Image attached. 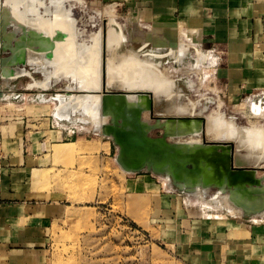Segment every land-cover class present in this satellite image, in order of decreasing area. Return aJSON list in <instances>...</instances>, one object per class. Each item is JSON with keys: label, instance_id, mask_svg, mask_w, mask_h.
Returning <instances> with one entry per match:
<instances>
[{"label": "rangeland", "instance_id": "obj_1", "mask_svg": "<svg viewBox=\"0 0 264 264\" xmlns=\"http://www.w3.org/2000/svg\"><path fill=\"white\" fill-rule=\"evenodd\" d=\"M42 1L43 4L37 7L39 11H45V6L49 7V10L54 9L48 0ZM65 7L75 20L77 31L81 33L79 41L88 40L90 35L106 29L112 20L120 25L124 33L125 41L121 44L120 50L133 48L144 52L155 48L149 42L145 43L148 36L156 33L157 24L153 19L146 22L143 17L138 19L137 16L140 15L137 10L118 9L102 0H68L65 1ZM110 9L114 10V14H108L111 12ZM160 29H164L167 41L176 43V34L170 27ZM13 32L14 27L11 24L0 28V62L12 55L10 46L22 44V41L21 43L17 41L23 35L20 31L14 32L15 36L8 39L7 36ZM179 38L180 35L177 36L178 40ZM183 43L186 48L179 57L155 58L160 62V68L164 69L167 78L173 81L175 103L181 102L184 105L191 101L195 102L196 111L205 110L202 114L205 119L219 117L224 123H232L238 132L246 126L264 131V94L261 91H244L240 95L227 93L223 90V80L216 73L218 63L216 61L219 60L216 57H204L200 49L198 53L195 48L198 44L196 41L183 38ZM17 68L29 71L35 80L42 78L41 73L34 72L33 65L27 62L10 65V70ZM29 82V77L9 80L6 84L0 79V90L12 93L8 100L0 99V134L3 135L4 146L7 143V136L12 137L16 130L18 132L22 130L24 135L26 132H32L31 129L38 128L34 120L39 114H50L53 120L49 127L51 130L65 127L74 131L64 142L77 140L110 142L114 159L109 165L93 153L83 159L76 158L71 162H63L49 153L40 162L38 168H45L50 175L49 185L44 183L42 189L34 190L29 181L25 188L40 198L63 201L67 205L65 217L51 231L43 264H179L180 249L175 239L180 229V216H183L177 213L180 210L182 212L190 210L207 216H222L232 219L237 224L264 228V214L238 212L233 215L229 214L228 207H218L209 203V196L216 193L215 186L210 188L202 200L196 194L172 185L163 175L145 169L140 172H124L116 160L119 148L111 137L94 131L87 124L75 121V117L57 119L53 115L58 104L56 96L63 95L61 89L66 85L64 80L52 84L49 90L29 89L27 87ZM152 104V112L148 108L141 114V119H146L150 123L163 118L161 110L165 105L162 99L158 102L153 99ZM253 105L260 107L259 113L254 115L251 109ZM212 114L213 117H209ZM15 117L23 118L25 124H14ZM27 119H32L33 122L27 125ZM163 134L162 128L156 126L148 133L153 138L162 137ZM189 136H167L165 140L175 143L185 141L190 138ZM193 137L201 141L203 137L206 141L213 140L201 132ZM260 142L262 146L263 141ZM262 176L264 168L253 174L255 179ZM147 182L156 185L152 188L158 190L155 198L149 192H145L143 185ZM260 183H264V180H260L258 184ZM134 186L136 188H133ZM141 199L145 203L140 202ZM177 200L180 204L176 202ZM136 203L143 204L139 206Z\"/></svg>", "mask_w": 264, "mask_h": 264}, {"label": "crops", "instance_id": "obj_2", "mask_svg": "<svg viewBox=\"0 0 264 264\" xmlns=\"http://www.w3.org/2000/svg\"><path fill=\"white\" fill-rule=\"evenodd\" d=\"M102 1L118 9L137 10L140 15L138 19L143 17L144 22L153 19L157 24L156 29L170 27L176 34L174 44L180 46L174 54L169 55L170 58L179 57L186 48L183 38L196 41L198 44L194 46L196 50L200 49L204 57H216L219 60L216 61V73L223 80V90L227 93L240 95L244 91H261L264 94V0ZM108 14H114V10ZM107 27V30L118 27L116 30L120 33V43L117 45L111 42L112 51L120 53L114 59L116 64L131 55L138 60L161 65L156 61L155 58L159 57L155 53L164 51L168 40L165 35H162L164 39L160 42L151 44L155 48L148 51L141 52L133 48L122 51L120 46L125 37L120 25L111 20ZM176 30L185 35H180L181 44L178 43ZM168 42L171 45L170 40ZM74 56L75 59L79 58V63L88 62L77 54ZM79 63L75 65L79 66ZM75 65L65 68L74 78L94 73L91 68H76ZM111 82L118 83L117 80ZM168 82L170 90H174L172 79L169 78ZM18 117L14 118V124H25V120ZM29 122L33 120L27 119V125ZM34 122L38 125L37 129H31L32 132H26L25 135L22 130H16L12 137L7 136L4 147L6 155L1 183L0 264H43L51 231L65 217V202L40 198L25 188L29 181L34 190L42 189L44 183L49 185L50 175L45 168H38L47 154L51 153L50 156L63 162L83 159L93 153L109 165L114 160L110 142L103 141L94 142L86 153L66 155L70 144L74 142L64 140L74 131L65 127L51 130L49 127L53 120L50 114H39ZM57 146L64 151L56 156ZM33 172H41V176L34 179ZM155 186L150 182L143 185L145 192H149L153 198L158 193V190L152 189ZM140 202L145 203L142 199ZM176 202L180 204L178 200ZM143 203L136 204L141 206ZM177 213L183 214L180 222L178 220L180 229L175 239L180 249L179 264H264V228L237 224L226 217L196 214L190 210ZM233 229L237 231L231 236Z\"/></svg>", "mask_w": 264, "mask_h": 264}, {"label": "bare ground", "instance_id": "obj_3", "mask_svg": "<svg viewBox=\"0 0 264 264\" xmlns=\"http://www.w3.org/2000/svg\"><path fill=\"white\" fill-rule=\"evenodd\" d=\"M48 1L50 5L54 6L53 10H49V7L45 6V11H39L37 7L43 4L42 0L0 1V28L11 24L14 27V32L20 31L23 34L21 35L22 38L17 39L20 43L22 41V44L15 47L10 46L12 55L0 62V79L3 84L16 78L29 77L30 82L27 85L29 89L49 90L52 84L64 80L66 85L61 89L63 95L57 94L58 104L54 108L53 115L57 119L75 117V121L90 124L94 131H100L112 139L116 137L115 139L118 141L120 139L119 142L122 145L116 160L124 172L133 171L139 166L136 162L133 163L132 157L134 156L130 155L134 149L136 151L138 148H134L132 143L130 146L125 141L126 127L131 125L138 129L139 126L143 130L145 125L144 130L150 131L153 126H156L161 127L168 137L190 135V138L185 141H175L176 144L171 145L186 154L201 148L210 152L214 147L193 137L202 131L203 123L200 117L204 118V134L209 135V138L213 139L212 141L233 142L235 145V163L264 167L263 129L246 126L238 132L232 123H224L223 119L213 117V114L209 116L213 117L212 119H205L202 115L205 110L196 111L195 102L191 101L184 105L181 102L175 103V93L174 90H170L169 78L158 63L155 65L130 55L126 60L116 64L117 61L114 59L120 53L112 51L111 44L118 45L120 43V33L116 30L117 28L112 27L109 30H107L108 27L103 28L90 35L89 42L84 39L79 41L77 40L78 32L75 20L65 7V1L68 0ZM14 32L7 36L8 39L15 36ZM176 32L178 35L185 36L183 32L177 30ZM162 35H164L163 29H156L154 38L148 36L146 44L147 42L150 44L160 42L164 39ZM80 36L81 33L79 32L78 37ZM167 42L163 52L155 53L159 59L174 54L175 50L180 47H176L174 43L169 45ZM179 42L181 44L182 41L179 40ZM197 51L199 52V50ZM76 54L88 62L79 63V58L75 59L74 55ZM23 62L33 65L34 72L41 73L42 78L35 80L32 73L22 68L10 70L11 64ZM76 63H79V66H76ZM73 65L76 68H91L94 73L74 78L69 75V71L65 70L66 67ZM111 80H117L118 83H112ZM104 88L107 90L106 92L124 89L131 90V93L125 91L127 94L124 95L115 92L109 95L102 91ZM136 90L151 91L154 99L157 100L155 102H158L159 99L164 100L165 105L161 110L162 119L155 120L154 123L141 119L139 114L148 109V101L146 95L133 93ZM11 95V92L4 93L0 90V99L8 100ZM188 109L189 112H187ZM251 109L254 115L259 113L260 107L253 105ZM181 117H188L189 119H181ZM181 124L183 126H179ZM206 125L208 126L206 127ZM228 126L230 128H227ZM260 140L263 141L262 146ZM93 143L88 140H78L70 144L66 155L86 153ZM152 146L155 154L150 155L149 159L157 167V162L160 160L158 155L160 151L158 150H161V147L155 146V144ZM63 151L62 147L57 146L55 155L57 156ZM138 151L141 153L140 150ZM221 153L229 154V149L223 148ZM201 164V174L187 175L184 173L182 179H176L180 181L178 185L182 190L196 194L203 200L204 193L206 194L210 190L209 187L216 185L218 189L216 193L209 196V203L218 207L226 206L229 214L233 215L238 212L264 214V183L248 186L241 183L231 185L226 176L227 162L219 164L218 171L207 162H201ZM33 173L34 179L41 176V172ZM163 177L166 181H170L169 175ZM259 180L263 181L264 176L260 177ZM236 231L233 229L231 236L235 235Z\"/></svg>", "mask_w": 264, "mask_h": 264}, {"label": "water", "instance_id": "obj_4", "mask_svg": "<svg viewBox=\"0 0 264 264\" xmlns=\"http://www.w3.org/2000/svg\"><path fill=\"white\" fill-rule=\"evenodd\" d=\"M104 87V85H103ZM105 93L111 95L114 92L118 94H127L131 90H124V89H118V90H110L109 92H106L105 88L102 90ZM127 91V93L125 92ZM131 93V92H130ZM133 93H142L147 96V101H148V108L149 111L152 112L153 110V94L149 90H136ZM156 100V99H154ZM160 100V99H159ZM141 117V114H139ZM181 119H189L188 117H181ZM203 123V128H202V135H204V118L200 117ZM118 124V123H117ZM143 125V124H142ZM143 127V126H142ZM145 127V125H144ZM143 130L139 128L136 130L134 126L129 125V127H126L125 130V141L127 144L131 146V143L133 144L134 148H138V150L141 151L139 153L138 150L132 151L130 155H133L132 161L133 163L136 162L137 165H139L137 168H134L133 171L130 172H140L143 169H145L148 172H153L156 174H160L163 176L169 175L170 177V183L172 185H175L176 187L180 188L178 185V180L182 179L183 174L187 175H199L202 172V164L201 162H207L213 166V169H216L218 171V165L223 164L227 162L228 166L226 168V176L231 185H236L238 183L245 184V185H257L259 183V179H255L253 177V174L256 171H259L263 169L264 167L262 166H255L253 164H247V165H241L235 163V145L233 142H226V141H206L204 140V137L202 139V142L205 144L207 143L211 147H214L210 152L205 151L204 149H198L193 153H184L180 152L179 148H175L171 144H176V143H169L165 140L167 137L165 134L162 135V137H157L153 138L148 135L149 131L148 130ZM155 128L153 126L151 130ZM118 137H120L118 135ZM116 138V137H115ZM113 138V143H115L118 148H120V139L119 141ZM121 138V137H120ZM153 144L155 146H160L161 150L158 154L160 156L159 162H157L158 166L155 167L153 162L150 161L149 156L152 155L153 153ZM154 146V147H155ZM223 148L229 149V154L226 155L222 154ZM219 149V150H218ZM120 153V149H118V155ZM117 155V157H118ZM189 155V156H188ZM220 156V157H218ZM118 162V161H117ZM119 164V162H118ZM190 166V167H188ZM212 186H215L217 189L218 187L216 185H211L209 188ZM205 195V193H204Z\"/></svg>", "mask_w": 264, "mask_h": 264}, {"label": "built area", "instance_id": "obj_5", "mask_svg": "<svg viewBox=\"0 0 264 264\" xmlns=\"http://www.w3.org/2000/svg\"><path fill=\"white\" fill-rule=\"evenodd\" d=\"M3 135L0 134V211H1V205H2V202H1V183H2V176H3V170H4V165H3V161L5 159V146H4V143H3Z\"/></svg>", "mask_w": 264, "mask_h": 264}]
</instances>
